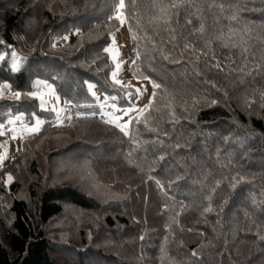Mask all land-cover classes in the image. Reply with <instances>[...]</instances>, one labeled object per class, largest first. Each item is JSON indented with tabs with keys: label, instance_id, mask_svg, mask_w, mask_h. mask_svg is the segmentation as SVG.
Instances as JSON below:
<instances>
[{
	"label": "trees",
	"instance_id": "trees-1",
	"mask_svg": "<svg viewBox=\"0 0 264 264\" xmlns=\"http://www.w3.org/2000/svg\"><path fill=\"white\" fill-rule=\"evenodd\" d=\"M191 2L174 47L154 7L172 0H125L132 72L161 85L125 134L87 88L123 96L105 50L117 0H0V81L21 93L0 97V125L46 118L0 165V264H264V0ZM36 79L56 84L71 118L40 110ZM66 156L89 159L107 194L64 181L50 162ZM68 208L86 222L54 241L48 225Z\"/></svg>",
	"mask_w": 264,
	"mask_h": 264
},
{
	"label": "rangeland",
	"instance_id": "rangeland-1",
	"mask_svg": "<svg viewBox=\"0 0 264 264\" xmlns=\"http://www.w3.org/2000/svg\"><path fill=\"white\" fill-rule=\"evenodd\" d=\"M123 15L126 17L123 10ZM115 36V41L118 46V54L115 50L108 51L109 56L113 62V70H115L116 63H120V69L116 79H119L123 82V85L116 84L112 79V72L110 74V80L113 84L123 90V96L121 99L117 95H110L105 91L98 89L97 85L93 81L87 82L88 84L94 85V89H89L90 94L94 97L95 103L99 106L98 115L104 121H113L109 122L116 126V120H119V123L123 125L124 123L131 121L127 128V134L131 132L134 119H136L141 113L140 109H144L145 105L150 103L152 98V78L143 79L138 78L132 72V61H135V56L132 52V37L128 27L127 19L126 22L113 32ZM107 47V49L112 48V38ZM11 62L12 65H15L17 69L22 60L19 56V52L13 50ZM113 55H117V61L114 62ZM8 84L6 82L0 81V97H6L10 99H17L13 92L10 89H4L3 85ZM131 85L132 87H127ZM35 90L33 93H36L35 96L43 97L44 103H41V100L38 99L39 108L43 111H52L56 114L60 122L64 121L67 117H72L73 114L72 106L69 104L65 97L60 94L57 89V86L54 82L36 79L34 81ZM135 88L141 89V94L137 95L134 91ZM95 92V95H93ZM132 92L131 97H128L127 93ZM68 103V104H67ZM69 106V110H66L64 105ZM115 105V107H113ZM120 109H128V114L126 115ZM39 121V131L33 132L30 129L37 126ZM46 124V118L41 113H35L32 117L27 118L25 114H17L10 117L6 123L0 125V165L6 161L7 158L11 157L13 154L17 153L21 148L23 139L33 133H38L42 130ZM119 128V127H118ZM120 129V128H119ZM125 133V132H124ZM126 134V133H125ZM80 162V163H79ZM50 163H53V169L56 172H66L68 171L67 176H65L64 181L70 183H82V187L85 191L91 194H107L108 187L103 183L102 178L98 175H95L92 162L84 158L81 161L71 158V156H66L65 158L53 159ZM56 169V170H55ZM87 215L85 218V213L76 208H68L65 214L56 218V221H53L48 225L47 231L48 236L52 240L57 241L59 238H68L71 233H75L79 230V225L82 223L85 224ZM80 221V222H79ZM2 239V228L0 226V240ZM68 256V255H66ZM69 257V256H68ZM70 260V259H69ZM76 264L75 261H72L71 264Z\"/></svg>",
	"mask_w": 264,
	"mask_h": 264
},
{
	"label": "snow or ice",
	"instance_id": "snow-or-ice-1",
	"mask_svg": "<svg viewBox=\"0 0 264 264\" xmlns=\"http://www.w3.org/2000/svg\"><path fill=\"white\" fill-rule=\"evenodd\" d=\"M125 7H126L125 0H117L116 6H115V15L113 17H111V18H115V19L119 20L121 25H123L126 22V19H127L123 15V10L125 9ZM154 7L159 8L160 13H162L161 16H157L156 17V20H158V21L162 20L163 24L165 25L163 30L165 32H167L169 34V37H170L167 42L173 44V46L176 47L177 46L176 43H175L176 42V35H175L176 29L172 26L174 18H175L176 22H178L180 14H181V10H183L185 13H187V10L189 8L194 7V4L191 2V0H172V3H170V4H167V5L155 4ZM236 18H237V14L234 13L233 16L231 17V19H236ZM186 22L188 24L192 23L191 19H187ZM196 31L203 32L204 31L203 24H201L200 27L198 29H196ZM65 39H67V37H65ZM136 39H137V36L134 33L133 34V40H136ZM161 39H162V42H163V38H161ZM225 46L227 47L228 45H225ZM184 47H185V49H189L192 46L190 44L185 43ZM105 50L106 51L115 50V52L118 54V46L116 44L114 34H113V38H112V48L111 49H105ZM247 52H248L247 48H244L242 50V53H247ZM161 55L163 56L164 59H168L169 58V56L167 54H164L163 51H161ZM112 58H113V60L115 62V61H117L118 56L117 55H113ZM4 59H5V57L3 55H0V61H2ZM132 64L136 65V61H132ZM120 66H121L120 63H116L115 70L112 72L111 75H112V79L115 81L116 84L123 85L122 81H120L119 79H116V77L118 75V72H119V69H120ZM13 68L15 69L16 66L13 65ZM234 71H235V69H234ZM142 78L146 79V80L150 79L147 76H143ZM151 82H152V85H153L154 89H160V87H161L160 84L156 83L155 81H151ZM87 86H88V88L90 90L94 89V87H95L92 84H88ZM127 87H132V86L131 85H127ZM3 88L4 89H10L11 86L9 84H4ZM134 91H135V93L137 95L141 94V89L140 88H135ZM14 95H15V97L17 99H19L20 96H21V93L16 92V93H14ZM29 95L36 96L37 94L36 93H30ZM93 95H95V92H93ZM127 95H128V97H131L132 92H128ZM261 95L264 96V93H262ZM37 98L41 100L42 104L44 103V100H43L42 96L37 97ZM155 98H156V93L153 92V95H152V98L150 100V103L148 105H145L144 109H140L139 112L141 114H143L144 111L150 109L152 107V103L155 101ZM113 107H115V105H113ZM120 111H123L127 115L129 110L128 109H120ZM107 122H113V121H106V123ZM114 122H115L116 126L120 128L121 131H123V132H125L127 134V128H128V125L131 123V121H128V122L124 123L123 125H121L119 123V120H116ZM152 130L155 131V129H152ZM30 131H33V132L39 131V121L37 122V126L32 128V129H30ZM0 134H2V133H0ZM0 159H3V158H0ZM12 179H13V177L11 176V174H8L7 175V181L11 182ZM157 184H159V181H157ZM161 187H163V186L161 185ZM208 210H210V209H206V211H208ZM193 255H196V253L194 252Z\"/></svg>",
	"mask_w": 264,
	"mask_h": 264
},
{
	"label": "built area",
	"instance_id": "built-area-1",
	"mask_svg": "<svg viewBox=\"0 0 264 264\" xmlns=\"http://www.w3.org/2000/svg\"><path fill=\"white\" fill-rule=\"evenodd\" d=\"M65 108H66V110H69L70 107L69 106H65Z\"/></svg>",
	"mask_w": 264,
	"mask_h": 264
},
{
	"label": "clouds",
	"instance_id": "clouds-1",
	"mask_svg": "<svg viewBox=\"0 0 264 264\" xmlns=\"http://www.w3.org/2000/svg\"><path fill=\"white\" fill-rule=\"evenodd\" d=\"M67 104H68V103H67ZM67 104H65L64 107L67 106Z\"/></svg>",
	"mask_w": 264,
	"mask_h": 264
}]
</instances>
